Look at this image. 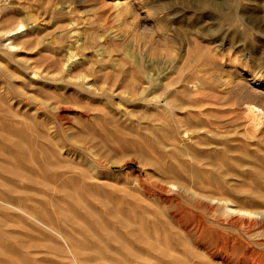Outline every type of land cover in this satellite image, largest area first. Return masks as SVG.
Listing matches in <instances>:
<instances>
[{"label":"rangeland","instance_id":"obj_1","mask_svg":"<svg viewBox=\"0 0 264 264\" xmlns=\"http://www.w3.org/2000/svg\"><path fill=\"white\" fill-rule=\"evenodd\" d=\"M116 1L0 0V85L14 78L20 93H8L14 110L39 118L48 110L69 137L80 110L55 108L50 93L88 104L93 114L112 109L107 123L90 122L91 129L101 128L95 131L100 139L82 151L92 156L111 207L125 216L163 211L164 223L183 235L188 264H264V160L235 163L239 139L261 148L254 142L264 132V0ZM203 78L220 86H206ZM203 91L248 95L252 106L205 100L202 111L211 112L204 113L193 103ZM168 94L197 111L175 114L166 107ZM245 114L257 117L258 127L246 138ZM213 119L215 126L189 132ZM147 159L156 167L143 165ZM73 258L65 256V264H80Z\"/></svg>","mask_w":264,"mask_h":264},{"label":"bare ground","instance_id":"obj_2","mask_svg":"<svg viewBox=\"0 0 264 264\" xmlns=\"http://www.w3.org/2000/svg\"><path fill=\"white\" fill-rule=\"evenodd\" d=\"M116 2H120V0ZM116 2L115 5L118 6ZM13 79L5 78L4 84L6 86L0 85V130L5 132L0 133V160L9 164V166L0 164V264H65L64 259L68 254L79 260L80 264H107L99 263L102 259L109 261L110 264H188L183 235L178 230H174L172 226H167L164 223L167 218L163 211L151 210L147 213L141 211L125 216L117 208L111 207L107 198L108 195L101 194L103 187L97 179L102 178L96 170V164L93 165L94 160H92L91 155H83L82 151L84 148L91 149L97 144L98 136L96 137L95 131L101 130V128L91 129L90 122L107 123L110 121L112 109L105 111L104 108L98 107L95 108L96 113L93 114L91 113L92 107L90 108L88 104L79 103L80 101L72 102L71 100L57 99V94L50 93L49 104L52 102L58 104L54 106L55 108L58 109L62 104H74L80 110V114L74 118V123L72 122L73 125L69 127L74 129L72 135L66 137V128L57 127L53 124L49 117L52 115H50V111L47 110L46 113H43L45 115L39 118L24 112L19 107L14 110L15 105L13 106V101L8 97V93L13 92L17 96L20 93ZM191 79L193 80V78L185 80L192 81ZM202 84L209 87L220 86L219 81H211L209 78H203ZM255 84H259V81L256 80ZM223 92L226 93V91ZM199 93L200 96H194L193 102L197 106L196 108H199L198 111H202L201 106L207 104L205 100H212L211 103L214 99L216 102L224 103V105L230 104L229 107L232 108L235 105L240 107V104L252 106V99L248 95L241 98L234 94L220 95L205 91ZM173 95L168 94L166 96L167 108L173 111L176 109H196L195 107L181 106L177 96ZM68 106L70 105L65 106V110L69 109ZM205 109L206 112H202H211L208 107ZM238 115L240 116V112ZM250 115L245 114L248 122L243 126L244 138L248 134H252L251 130L258 128L254 127L257 117ZM180 116L177 117L179 121L186 120L185 117ZM57 117L59 118V115ZM192 118L196 117L192 116ZM216 120L219 121L220 119L216 118ZM196 121L200 122L199 120ZM186 123L187 126H193L188 120ZM214 123V119L208 120L204 124L198 123L201 126L196 124L194 126L196 129L189 132H195L197 128H207V124L213 125ZM59 131L63 133V138L60 137ZM206 131L204 130V132ZM203 136L199 138L205 139ZM184 137H186L185 133ZM251 141L239 139V143L235 146L236 150L240 147L239 151L233 148L236 151V161L233 159L236 166L240 165L239 161L242 158L255 162L264 160V132L260 133V137L254 142L261 148H251ZM74 142L80 147L76 149ZM179 145L182 144L179 143ZM143 165L156 167V162L147 159ZM168 171H172V168H168ZM159 172L161 171L159 170ZM158 177L160 176L158 175ZM52 232H56L66 242L67 248L65 246L62 248L56 243L57 238ZM41 240H47L49 243H43ZM177 251L182 254L176 253ZM46 252L52 255H47Z\"/></svg>","mask_w":264,"mask_h":264}]
</instances>
